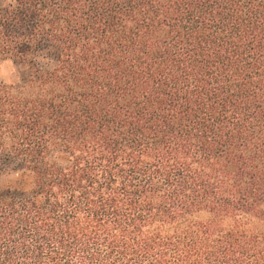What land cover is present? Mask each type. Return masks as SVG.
Returning <instances> with one entry per match:
<instances>
[{
    "label": "trees",
    "instance_id": "1",
    "mask_svg": "<svg viewBox=\"0 0 264 264\" xmlns=\"http://www.w3.org/2000/svg\"><path fill=\"white\" fill-rule=\"evenodd\" d=\"M9 60L0 264H264V0H4Z\"/></svg>",
    "mask_w": 264,
    "mask_h": 264
},
{
    "label": "rangeland",
    "instance_id": "2",
    "mask_svg": "<svg viewBox=\"0 0 264 264\" xmlns=\"http://www.w3.org/2000/svg\"><path fill=\"white\" fill-rule=\"evenodd\" d=\"M3 2L4 0H0ZM54 60L48 52H43L39 59L41 68L52 67ZM28 70L15 60L5 61L0 64V81L6 84H17L27 78ZM30 186V176L15 163H8L0 168V190H23Z\"/></svg>",
    "mask_w": 264,
    "mask_h": 264
}]
</instances>
